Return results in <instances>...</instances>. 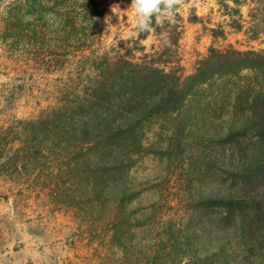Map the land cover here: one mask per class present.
I'll list each match as a JSON object with an SVG mask.
<instances>
[{
  "label": "rangeland",
  "instance_id": "1",
  "mask_svg": "<svg viewBox=\"0 0 264 264\" xmlns=\"http://www.w3.org/2000/svg\"><path fill=\"white\" fill-rule=\"evenodd\" d=\"M12 1L0 3V264H254L242 253L249 244L238 221L206 199L242 194L227 170L264 153L250 136L211 142L264 117V65L238 57L179 113L137 121L133 103L124 114L93 111L94 59L141 58L131 0H101L102 34L87 33L84 47L52 41L44 51L32 34L4 29ZM116 4L122 14L112 12ZM179 11L184 29L173 60L183 76L210 48L264 50V0H246L240 32L212 0ZM155 40L141 43L145 52ZM18 148L26 155H14ZM223 246L225 262L217 256Z\"/></svg>",
  "mask_w": 264,
  "mask_h": 264
},
{
  "label": "trees",
  "instance_id": "2",
  "mask_svg": "<svg viewBox=\"0 0 264 264\" xmlns=\"http://www.w3.org/2000/svg\"><path fill=\"white\" fill-rule=\"evenodd\" d=\"M3 1L0 0V3ZM189 1L183 0L182 4ZM212 1L223 16L229 17L227 25L240 32L243 28L241 8L246 0ZM101 6V0H13L2 23L7 31L32 34L30 40L36 49L42 51L51 49L52 41L61 43L65 48L73 43L84 47L88 40L87 33L90 32L94 37L102 34L106 11ZM193 14L197 21L195 12ZM183 29L184 18L178 5L174 23L159 25L153 18L150 31H138L136 43L139 44L141 58L128 59L122 56L116 59L110 58L107 52L99 54L94 59L93 67L98 74L96 95L100 99L96 98L90 110H97L101 106L104 111L116 110L117 113L124 114L126 107L133 103L130 113L137 121L154 115L179 113L190 95L201 85L222 77L226 66L234 68L238 57H249L250 61H259L264 65V50L241 53L233 49L221 51L210 48L208 55L198 62L194 72L183 76L176 70L180 68L179 64L173 60ZM150 35L155 37L156 45H152L151 52L147 53L141 43ZM114 66L116 69H112ZM249 136L264 143V117H253L243 124L230 126L224 137L213 134L211 142L230 144ZM15 153L17 156L25 154L20 148L14 151V155ZM6 158L9 160L8 156ZM246 158L244 155L242 163L227 170L233 182L240 186L237 193L242 194L208 197L206 201L211 206L223 207L227 221H238L241 226L238 231L241 232L240 240H248L249 244L245 248L246 252L242 253L252 254V258L246 257L245 260L252 259L254 264H264V153L251 157L246 155ZM226 252V246H223L219 255H216L221 256L225 262ZM224 264L239 262L234 259Z\"/></svg>",
  "mask_w": 264,
  "mask_h": 264
},
{
  "label": "clouds",
  "instance_id": "3",
  "mask_svg": "<svg viewBox=\"0 0 264 264\" xmlns=\"http://www.w3.org/2000/svg\"><path fill=\"white\" fill-rule=\"evenodd\" d=\"M183 0H131L128 7L136 17L137 31L152 29L153 18L159 25L175 22V10ZM124 10L118 4L112 6V12L122 14Z\"/></svg>",
  "mask_w": 264,
  "mask_h": 264
}]
</instances>
